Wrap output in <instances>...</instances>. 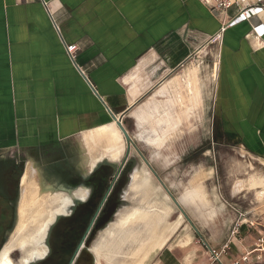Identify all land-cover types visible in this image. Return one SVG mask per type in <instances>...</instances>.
I'll use <instances>...</instances> for the list:
<instances>
[{
  "label": "crops",
  "instance_id": "obj_1",
  "mask_svg": "<svg viewBox=\"0 0 264 264\" xmlns=\"http://www.w3.org/2000/svg\"><path fill=\"white\" fill-rule=\"evenodd\" d=\"M224 16L201 0H0V149L61 144L110 124L114 114L127 130L128 118L137 126L132 109L156 75L168 77L220 30ZM259 24L258 32L264 12L228 27L218 41L214 110L225 133L264 157V34L253 28ZM71 43L81 69L66 51ZM208 201L191 206H205L201 213L214 218ZM221 223L199 237L217 248L230 241L226 263L258 249ZM170 239L152 264H209L208 246L194 245L195 236L166 247Z\"/></svg>",
  "mask_w": 264,
  "mask_h": 264
},
{
  "label": "rangeland",
  "instance_id": "obj_2",
  "mask_svg": "<svg viewBox=\"0 0 264 264\" xmlns=\"http://www.w3.org/2000/svg\"><path fill=\"white\" fill-rule=\"evenodd\" d=\"M213 39L203 43L190 57L172 69L168 77L162 81H156V75L151 88L144 92L132 109L136 120L137 114L141 112L150 116L146 118L144 124L137 120V126L133 118L127 119L128 130L134 137L135 144L150 164L145 162L140 152L132 145L128 161L97 218L98 222L100 218L101 221L97 229L92 230L88 236V246H91L103 230L116 219L119 211L133 207L137 204L136 200L141 199L142 193L133 196L135 191L129 189L132 174L138 171L151 184L149 199H153L156 206L167 211L161 229L165 235L171 237L166 247L183 245L182 241L187 239L188 235L195 236L194 245H203L204 242L199 236L205 234L207 229L215 227L212 226L215 221L219 220L222 223L227 221L232 236H237L241 241L249 239L250 248H258L249 256L248 264H264V157L247 152L230 136V133L226 134L222 130L216 118L214 85L218 41L213 42ZM167 78L169 79L166 80ZM164 80L166 81L163 82ZM172 80L174 85L170 84ZM162 86H166V96L156 95V91ZM167 114L170 118V127L165 123L158 126V119ZM153 125L162 136L166 131L170 133L171 140L160 147H155L142 139L141 134H154L151 130ZM86 130L90 129L83 130L77 138L72 137L67 142L57 145L0 149V250L17 224L22 193L21 181L29 162L38 166L47 182L75 184L72 175L81 178L88 174L84 172L82 165L84 152L92 154V150L97 154L103 150L101 141L91 143L90 137L84 133ZM121 134L123 150L119 161L115 163L113 160H104L90 177H83L88 179L85 184L91 187L89 200L76 205L71 214L63 216L68 217L66 218L68 220L64 221V228L66 227L68 232L63 236L70 243L75 244L83 236L113 178L117 165L121 162L126 148L123 132ZM151 166L157 174L152 171ZM160 179L174 197L180 198L191 222L175 204ZM234 185L236 192L233 190ZM197 186H201L203 204L209 200L210 205L207 206L209 211L214 208L217 210V216L214 218L201 213L199 208H206L205 206L199 208H196L197 205L191 206L195 202L184 197L188 188L193 189ZM246 186L250 189L241 191ZM54 235L55 231L53 230L52 235L50 230L48 242L53 241ZM233 248L234 245L231 244V249ZM158 251V249L152 251L143 264H152ZM12 257L18 261L21 252L15 251ZM101 263L107 264L104 258Z\"/></svg>",
  "mask_w": 264,
  "mask_h": 264
},
{
  "label": "bare ground",
  "instance_id": "obj_3",
  "mask_svg": "<svg viewBox=\"0 0 264 264\" xmlns=\"http://www.w3.org/2000/svg\"><path fill=\"white\" fill-rule=\"evenodd\" d=\"M170 82L173 84L174 80ZM156 95L166 96V87L160 88ZM136 117L140 124H144L150 116L141 112ZM164 123L170 127L168 114L160 117L157 125ZM120 130L117 122L112 121L110 124L84 131L92 144L101 141L103 148L97 154L92 150V154L84 152L82 165L85 173L89 174L104 160H113L115 163L119 161L123 150ZM151 130L154 134L140 135L150 145L160 147L171 140L167 131L162 136L155 125ZM131 178L129 189L135 191L133 196L142 193L141 199L136 200L137 204L133 207L119 211L116 219L103 230L91 246L95 264H102V258L107 264H143L152 251L163 247L169 237L161 231L167 215L166 209L156 206L153 199L148 197L150 182L138 171H135ZM89 189L86 186L75 188L47 182L38 166L29 162L21 181L22 193L17 224L0 250V264H32L43 258L47 253L46 240L52 224L57 217L69 214L78 201H84L88 197ZM200 189L201 186L189 188L185 196L195 202L204 203ZM15 251L21 252L18 261L12 257Z\"/></svg>",
  "mask_w": 264,
  "mask_h": 264
},
{
  "label": "built area",
  "instance_id": "obj_4",
  "mask_svg": "<svg viewBox=\"0 0 264 264\" xmlns=\"http://www.w3.org/2000/svg\"><path fill=\"white\" fill-rule=\"evenodd\" d=\"M208 8L212 11L220 12L226 16L222 21L220 30L212 35L210 39L214 38L212 41L216 42L222 39V35L228 27L234 26L243 21L250 20L254 15L264 12V0H201ZM230 11L235 12L233 16H230ZM226 17V19H225ZM262 24L254 26V30L257 31L258 36H263L264 29ZM79 47L76 43L66 44V51L70 56L71 60L79 66L77 63V51ZM81 69V67L79 66ZM209 251V264H248L250 253H246L240 257H233L230 263L224 261V256L230 254L231 243L226 242L221 248L212 247L206 242Z\"/></svg>",
  "mask_w": 264,
  "mask_h": 264
},
{
  "label": "flooded vegetation",
  "instance_id": "obj_5",
  "mask_svg": "<svg viewBox=\"0 0 264 264\" xmlns=\"http://www.w3.org/2000/svg\"><path fill=\"white\" fill-rule=\"evenodd\" d=\"M98 167H99V165L94 170H92L89 174H84L83 177L84 178L90 177L92 172L95 171ZM83 177L80 178V177H78L76 175H72V178H73V181L75 182V184H73L72 182L71 183H66L65 182V183L67 184V186H70V187L86 185L85 183H87L88 179L86 180ZM71 181H72V179H71ZM78 182H79V184H78ZM86 186H88L90 188L89 189L90 190L89 196H90L91 187L89 185H86ZM89 196L84 201H78L75 204V206L80 204V203L88 201L89 200ZM72 211H73V208L71 209V212ZM71 212L69 214H71ZM69 214H67V215H69ZM63 216H66V215H61V216L57 217L56 221L53 223L55 225L51 226L50 229H49V233H50V230H51L52 231V235H53V230H54L55 231V235H54L53 241L50 240L48 242V239L46 240L47 253L45 254V256L43 258H41L40 260L35 261L33 264H91L94 261L93 260V256L91 254H89V251H91V246L94 243L91 246H85V247L79 249V244H80L84 234L86 233L87 228H86L83 236L79 240H77L75 242V244H73V242H71L72 243L71 244L70 241L67 240V238H65L63 236L64 233L67 234V232H68L66 227L64 228V226H65L64 225V221H67L68 219H66V218H68V217H63ZM99 216H100V214H99ZM72 217H73V215H72ZM69 220H71V219H69ZM100 221H101V218H100L99 222L96 219L93 227L91 228L90 232L88 233V236L90 235L92 230L97 229ZM52 228H53V230H52ZM88 236H87V238L85 240L86 242H88ZM69 244H71V246H69ZM86 248L88 250H86Z\"/></svg>",
  "mask_w": 264,
  "mask_h": 264
},
{
  "label": "water",
  "instance_id": "obj_6",
  "mask_svg": "<svg viewBox=\"0 0 264 264\" xmlns=\"http://www.w3.org/2000/svg\"><path fill=\"white\" fill-rule=\"evenodd\" d=\"M113 116H114V119H115V121L117 122L118 126H119L120 129L122 130L123 135H124V137H125V139H126V143H127V145H126V152H125L124 157H123L122 160H121V163H120L119 166L116 168V171H115V173H114V175H113V178H112V180L110 181L109 186H108L106 192L104 193V195H103L101 201L99 202L98 207L96 208V211H95L93 217H92L91 220H90V223H89V225H88V227H87L86 233L84 234V236H83V238H82V240H81V242H80V244H79V249H81V248H83V247H85V246H88V242L85 241L86 238H87V236H88V233L90 232L91 228L93 227V225H94V223H95L97 217L99 216V214H100V212H101V210H102V208H103L105 202L107 201V199H108V197H109V195H110L112 189L114 188V185H115V183H116L118 177H119L120 174L122 173L123 168L125 167V165H126V163H127V161H128V158H129V155H130V152H131V147H132V145L136 146V144H135V142H134V140H133V138H132V135L129 133V131L126 129V127L124 126V124H123V122H122V117L119 118V117H117L115 114H114ZM136 148L138 149V151L140 152V154H141L142 157L144 158L145 162L148 163V164H150L149 161H148V159L142 154V152L140 151V149H139L137 146H136ZM151 168H152V167H151ZM152 170H153V172H154L155 174H157V172H156L153 168H152ZM160 180H161V179H160ZM161 182H162V185H163V186L166 188V190L168 191L169 195L172 197V199H173L174 202L176 203V205H177V206L179 207V209L182 211V213L187 217V219H189V221H191L190 218H189V216L186 214V212L184 211L183 207L181 206L180 201H179L176 197L173 196L172 192L168 189V187L165 185V183H164L162 180H161ZM86 250H88V249L86 248ZM89 254L92 255V252L89 251ZM92 256H93V260H94V262H95L94 255H92Z\"/></svg>",
  "mask_w": 264,
  "mask_h": 264
}]
</instances>
